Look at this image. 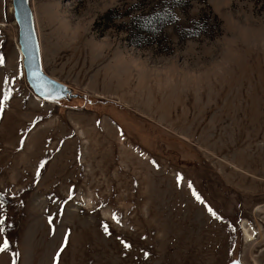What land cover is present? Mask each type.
Returning <instances> with one entry per match:
<instances>
[{
  "label": "rangeland",
  "instance_id": "obj_1",
  "mask_svg": "<svg viewBox=\"0 0 264 264\" xmlns=\"http://www.w3.org/2000/svg\"><path fill=\"white\" fill-rule=\"evenodd\" d=\"M31 3L78 95L0 0V264H264V0Z\"/></svg>",
  "mask_w": 264,
  "mask_h": 264
},
{
  "label": "water",
  "instance_id": "obj_2",
  "mask_svg": "<svg viewBox=\"0 0 264 264\" xmlns=\"http://www.w3.org/2000/svg\"><path fill=\"white\" fill-rule=\"evenodd\" d=\"M13 14L18 25V44L27 82L33 93L46 100L72 99L78 94L65 83L49 75L43 64L42 45L36 27L31 0H12Z\"/></svg>",
  "mask_w": 264,
  "mask_h": 264
},
{
  "label": "snow or ice",
  "instance_id": "obj_3",
  "mask_svg": "<svg viewBox=\"0 0 264 264\" xmlns=\"http://www.w3.org/2000/svg\"><path fill=\"white\" fill-rule=\"evenodd\" d=\"M3 59L4 58L2 56H0V63L3 62ZM8 98L9 97L7 95H5V98L4 99L7 100ZM0 109H2V104H0ZM194 195H195V193H194ZM196 198H197V200H200V197L199 196H197ZM201 203H203V201H201ZM0 204H2V201H0ZM208 210L213 215L214 218L219 219V217L216 216V214L214 212H212V210L210 208ZM49 222L51 223L52 221L50 220ZM118 222L119 221H117V223ZM4 223H5V221L3 219H0V235H2L4 233V228H3ZM105 231L107 233V228L105 229ZM124 247L125 248H129L130 245H128L127 243H124ZM8 249H9V241L7 239H4L2 241V244H0V254L5 253Z\"/></svg>",
  "mask_w": 264,
  "mask_h": 264
},
{
  "label": "bare ground",
  "instance_id": "obj_4",
  "mask_svg": "<svg viewBox=\"0 0 264 264\" xmlns=\"http://www.w3.org/2000/svg\"><path fill=\"white\" fill-rule=\"evenodd\" d=\"M11 12H12V8H11ZM5 26H7L5 23H0V27H5ZM20 47H19V45H18V50H19V54H20V56H22V54H21V50L19 49ZM35 95V94H34ZM36 96V95H35ZM36 97H38V96H36ZM39 99H42V98H40V97H38ZM223 98V97H222ZM243 227H244V233H245V238H246V240L248 241V242H250V241H252V238H253V234L251 233V231H250V225H249V223L247 224V221H245L244 222V224H243ZM252 229V228H251Z\"/></svg>",
  "mask_w": 264,
  "mask_h": 264
},
{
  "label": "trees",
  "instance_id": "obj_5",
  "mask_svg": "<svg viewBox=\"0 0 264 264\" xmlns=\"http://www.w3.org/2000/svg\"><path fill=\"white\" fill-rule=\"evenodd\" d=\"M146 29H147V31H150L149 28H146Z\"/></svg>",
  "mask_w": 264,
  "mask_h": 264
}]
</instances>
